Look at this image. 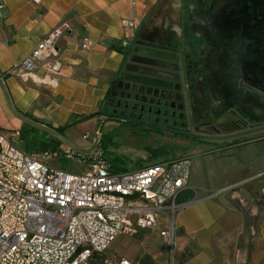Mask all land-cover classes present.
Wrapping results in <instances>:
<instances>
[{
	"label": "crops",
	"instance_id": "crops-1",
	"mask_svg": "<svg viewBox=\"0 0 264 264\" xmlns=\"http://www.w3.org/2000/svg\"><path fill=\"white\" fill-rule=\"evenodd\" d=\"M3 2L0 115L9 114L6 102L10 100L18 120L52 130L69 125L64 135L72 133L79 124L95 127L103 120L97 113L102 111L110 86L121 72L124 49L133 41L147 44L160 33H179L181 0ZM123 20L134 22L136 27L126 32ZM58 27L65 28L56 40L63 77L55 89L3 75ZM84 38L90 45L81 49ZM0 129L6 128L0 124ZM96 134L95 129L88 134L84 147L79 148L88 147ZM64 135L60 137L63 139ZM176 151L172 158H160L141 167L129 163L126 171L113 172L135 171L179 158L190 160L188 188L175 200L179 210L173 218L172 264H264V132L225 146L190 144ZM230 187L231 192L217 194ZM137 233V239L148 233L150 236L142 245L136 241L132 245L124 239L126 236H120V243L130 245L133 254L129 258L117 253L121 256L118 258L133 262L139 253H145L157 264H166L167 245L158 231Z\"/></svg>",
	"mask_w": 264,
	"mask_h": 264
},
{
	"label": "built area",
	"instance_id": "built-area-1",
	"mask_svg": "<svg viewBox=\"0 0 264 264\" xmlns=\"http://www.w3.org/2000/svg\"><path fill=\"white\" fill-rule=\"evenodd\" d=\"M3 9L0 0V16ZM122 26L126 32L136 27L129 20ZM64 30L54 28L3 75L55 89L63 77L56 40ZM89 45L84 38L80 48ZM18 135L0 130V264H88L116 237L140 230H157L173 249L175 200L188 188V158L113 173L96 135L85 148L67 145L33 153L14 144ZM61 158L75 168L54 166ZM105 263L134 264L117 258Z\"/></svg>",
	"mask_w": 264,
	"mask_h": 264
},
{
	"label": "flooded vegetation",
	"instance_id": "flooded-vegetation-1",
	"mask_svg": "<svg viewBox=\"0 0 264 264\" xmlns=\"http://www.w3.org/2000/svg\"><path fill=\"white\" fill-rule=\"evenodd\" d=\"M151 43L166 52L171 60L177 61L178 56L185 58L181 64L188 77L185 78V96L179 92V74L171 73L167 75L174 79L173 82L155 77L150 81L166 85L177 92L167 94L171 99L161 101L160 106L150 104L153 98L131 93L129 84L121 82L120 76L127 75L122 70L110 86L102 110L104 119L115 120L111 122L136 133L185 139L201 147L222 146L239 139L210 140L246 130L253 124L249 119L240 122L234 113L225 114V123L219 122L222 116L214 118L210 114L213 102L208 99L210 89H213L214 94L218 91V78L223 68H227L228 73L232 70L235 87L237 81L249 83L255 77L264 79V0H181L179 33H160ZM124 52L126 69L157 76L165 74L158 68L131 66L128 64V58L132 56L130 47ZM174 62L156 63L177 70V63ZM141 78L145 79L144 76ZM237 90L244 98L258 95L247 90L244 85H238ZM237 103L227 101L224 105L215 103L218 105L212 107L215 112L226 107H232L230 110L233 111L242 110ZM251 115L248 117L251 118ZM177 133H194L205 139L189 138Z\"/></svg>",
	"mask_w": 264,
	"mask_h": 264
},
{
	"label": "rangeland",
	"instance_id": "rangeland-1",
	"mask_svg": "<svg viewBox=\"0 0 264 264\" xmlns=\"http://www.w3.org/2000/svg\"><path fill=\"white\" fill-rule=\"evenodd\" d=\"M7 111L9 114L0 115V124L4 125L6 129H0L6 133L18 132L19 135L13 139L14 144L18 148H22L26 152H39L41 151V142L44 138L57 139L52 137L49 133L42 131L37 126H34L32 121H21L16 118V110L11 106L10 100H7ZM106 101L102 105V110L105 108ZM103 119L105 116H101ZM103 121V120H102ZM102 121L93 127L91 124L82 123L73 129V132L69 134H63V140H60L61 146L75 145L79 147H84L85 140L82 139L84 134H92L94 130H97L98 144L104 151L105 158L111 163L112 169L117 167L127 168L129 163L137 164L136 166H144L152 164L155 160L160 158H172L177 155L176 149H181L190 145L189 140L175 138L171 136H160L154 134L136 133L134 130L128 129L127 127H120L114 122L107 121L102 124ZM31 122V123H30ZM72 136V137H71ZM225 146L226 144H221ZM160 152L156 155L154 151ZM63 170L74 169L75 165L71 161H65L64 159H59L57 162L53 163ZM231 192V191H230ZM138 233L134 234L132 237L124 238L128 243L137 242L145 243L149 238V233L143 235L140 239L135 238ZM121 237L118 236L110 244L109 249L104 253V259H110L111 257L117 258L122 256H132V248L130 245L125 246L120 243ZM135 242V243H136ZM164 248V245L163 247ZM115 250V251H114ZM166 254L164 261L166 264H172V251L168 246H166ZM116 252V253H115ZM144 255L150 257V255L145 253H139L133 260L140 258ZM152 259V258H151ZM105 260V261H106ZM97 259L92 258L88 264H95ZM154 261V260H153ZM163 260L162 262L165 263ZM106 264V263H105ZM154 264H157L154 262Z\"/></svg>",
	"mask_w": 264,
	"mask_h": 264
},
{
	"label": "water",
	"instance_id": "water-1",
	"mask_svg": "<svg viewBox=\"0 0 264 264\" xmlns=\"http://www.w3.org/2000/svg\"><path fill=\"white\" fill-rule=\"evenodd\" d=\"M133 42L130 44L131 54L128 58V64L131 66H144L146 68H158L160 70L165 71V74L157 75H151L142 73L140 71H134V70H128L125 68V61L121 68V71L123 70V74H126L125 77L122 75L120 76L121 82L125 84H129L131 93H136L138 95H144L145 97H151L153 98V101L150 104H153L155 106H160L161 101H167L170 100V96H166L167 94L171 95L176 90H171L170 87L166 85H157L152 83L150 80L151 78H159L162 81L165 82H173L174 79L171 78V76L167 74L176 73L178 77V82L181 84L180 93L184 97V89H185V78L187 77V73L183 72L182 70V58L181 56H178L177 61L171 60L168 55H166V52L162 51L161 49H158L154 47L152 43L147 44H140L139 42H135V46H133ZM158 45V44H157ZM157 60V61H156ZM153 61H160V62H174L177 65V70L170 69L168 67H163L156 62ZM229 70V68H228ZM119 76V75H118ZM141 76H144L145 79H142ZM188 78V77H187ZM238 85L242 86L244 85L245 88L247 87V90L250 92H253L255 94H258L257 96L251 95L247 98H244L240 94V92L237 90ZM128 85H126L127 87ZM119 87V86H118ZM217 93L214 94L213 89H210V96L209 101L213 102L211 103L212 106L224 105L227 101H237L238 103L236 105H239L242 110L239 111H233L230 109H233L232 107L229 108H223L219 110L218 112H215L213 110V107L211 106V109L209 110L210 114L215 118L222 116L219 119V122H224L227 119L225 118V114L227 113H234L236 115V119L240 122L245 121V119H249L253 124L248 127L246 130H239L236 133H233L232 135H227L223 137H216L211 138L210 140H230V139H236L241 138L244 136L253 135L256 133L264 132V79L260 77H255L252 82H246V81H237V86L234 85V80L232 79V70L228 73L227 68H223L221 71V77L218 78V88ZM177 92V91H176ZM216 95L218 97H216ZM218 103V104H215ZM251 115V118L248 117V115ZM253 116V117H252ZM19 117V116H18ZM21 118V117H20ZM22 119V118H21ZM28 122L27 120H25ZM107 121H115L111 119H103L102 124L106 123ZM31 123V122H30ZM34 126H37L38 128L44 130L45 132H48L52 134L54 137L58 138L59 140H63L62 137H60L54 130L48 127H44L42 125H39L37 123H32ZM179 135H183L189 138H196V139H205V137H202L198 134L194 133H177Z\"/></svg>",
	"mask_w": 264,
	"mask_h": 264
},
{
	"label": "trees",
	"instance_id": "trees-1",
	"mask_svg": "<svg viewBox=\"0 0 264 264\" xmlns=\"http://www.w3.org/2000/svg\"><path fill=\"white\" fill-rule=\"evenodd\" d=\"M97 115H101V116H105L103 111H100L97 113ZM91 117V116H90ZM67 127H69V125H66L62 128H56L54 129V131L59 135V136H63L64 131L67 129ZM61 146V142L57 139H48V138H44L41 142V149L42 150H47V149H58ZM155 154H160V152H158L157 150L154 151ZM118 171H126L125 168L122 169H112V172H118ZM95 258L97 259L95 264H105V260L103 254H93L91 256V258L88 260V262L92 259ZM108 260V259H107ZM132 263L134 264H154V261L151 259V257L144 255L140 258H137L135 261H133Z\"/></svg>",
	"mask_w": 264,
	"mask_h": 264
}]
</instances>
